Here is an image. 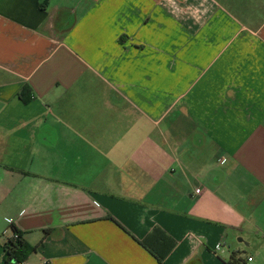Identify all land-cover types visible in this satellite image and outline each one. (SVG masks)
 Returning a JSON list of instances; mask_svg holds the SVG:
<instances>
[{"label": "crops", "instance_id": "crops-1", "mask_svg": "<svg viewBox=\"0 0 264 264\" xmlns=\"http://www.w3.org/2000/svg\"><path fill=\"white\" fill-rule=\"evenodd\" d=\"M239 260L264 264V0H0V264Z\"/></svg>", "mask_w": 264, "mask_h": 264}, {"label": "trees", "instance_id": "trees-1", "mask_svg": "<svg viewBox=\"0 0 264 264\" xmlns=\"http://www.w3.org/2000/svg\"><path fill=\"white\" fill-rule=\"evenodd\" d=\"M13 232L17 233L18 237L14 239L10 236L6 240L5 258L7 261H22L26 259L29 253L35 250L36 247L30 246L27 241H25L23 234L17 230L16 227L12 228V233ZM142 244L154 254L158 261H162L172 249L174 242L160 228H155L145 239H143ZM159 244L164 245L163 252H160V248L157 247ZM230 264L233 263L230 262ZM238 264H244V262L239 260Z\"/></svg>", "mask_w": 264, "mask_h": 264}, {"label": "built area", "instance_id": "built-area-1", "mask_svg": "<svg viewBox=\"0 0 264 264\" xmlns=\"http://www.w3.org/2000/svg\"><path fill=\"white\" fill-rule=\"evenodd\" d=\"M195 192H196L197 194H199V193L202 192V189H201V188H196ZM11 236H12V238L16 239V238L18 237V234L13 232ZM216 248L219 249V248H220V244H217V245H216ZM248 260L251 261L252 258L249 257ZM17 264H25V263H24V262H18Z\"/></svg>", "mask_w": 264, "mask_h": 264}, {"label": "rangeland", "instance_id": "rangeland-1", "mask_svg": "<svg viewBox=\"0 0 264 264\" xmlns=\"http://www.w3.org/2000/svg\"><path fill=\"white\" fill-rule=\"evenodd\" d=\"M174 35H175V36H178V35H179V32H177V31L174 32Z\"/></svg>", "mask_w": 264, "mask_h": 264}]
</instances>
